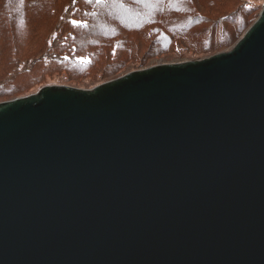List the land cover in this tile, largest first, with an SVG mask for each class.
<instances>
[{"label":"water","instance_id":"water-1","mask_svg":"<svg viewBox=\"0 0 264 264\" xmlns=\"http://www.w3.org/2000/svg\"><path fill=\"white\" fill-rule=\"evenodd\" d=\"M257 13L198 58L0 98V264H264Z\"/></svg>","mask_w":264,"mask_h":264},{"label":"trees","instance_id":"trees-1","mask_svg":"<svg viewBox=\"0 0 264 264\" xmlns=\"http://www.w3.org/2000/svg\"><path fill=\"white\" fill-rule=\"evenodd\" d=\"M152 2L0 0V96L25 95L51 75L66 76L68 85L108 78L135 62L142 46L160 45L159 52L178 43L196 52L223 47L257 9L248 0ZM237 14L241 26L233 28Z\"/></svg>","mask_w":264,"mask_h":264},{"label":"rangeland","instance_id":"rangeland-1","mask_svg":"<svg viewBox=\"0 0 264 264\" xmlns=\"http://www.w3.org/2000/svg\"><path fill=\"white\" fill-rule=\"evenodd\" d=\"M141 1L142 2L146 1L147 3H154V2H152V0H141ZM248 1L249 2L247 4V7H251L252 5H256V8H257L255 10V12H253V15L250 16V19H249V22H250L252 20V18L255 16V14L260 10L262 4L264 3V0H248ZM241 14L243 15V19H245L247 17V14H245V12L242 11ZM241 14H237L238 16L236 15L235 16L236 18L234 17L236 24L234 26V24L232 23L233 28L241 26V21H242ZM115 15H117V14H115ZM117 16H119V15H117ZM245 28H246V26H245ZM245 28H243L241 31H238L237 28H234L233 29V32H234L233 35H235V38L232 39V37H231L227 41V44L224 45L223 47L212 48V49L203 50V51H200V52H196V51L189 50V49H184L183 46H181V43L180 44L178 43L177 45L172 46L168 51H163V52H159L161 50V46L157 45V46L153 47L150 50L153 55H151L150 57H146L150 53V51H147V48L142 46V48H140L139 51L137 52L138 59L135 60V62L144 61V60H151V59L198 58V57L207 55L209 53H212V52H215V51H218L220 49H223V48H226V47H229V46L233 45V43L236 41V39L239 37V35L242 33V31ZM231 33L232 32L230 30V34ZM152 51H155L156 53H154ZM135 62H132V63H135ZM58 76H60V77H58ZM65 78H66V76H62V75H51V77L48 78L46 82L65 83L66 82ZM88 79H89V76L82 79V80L85 81L83 83L77 82L75 80H69L67 83H71V84H90L92 81L88 80ZM10 95H13V94H10ZM6 96H9V95L0 96V98L6 97Z\"/></svg>","mask_w":264,"mask_h":264},{"label":"snow or ice","instance_id":"snow-or-ice-1","mask_svg":"<svg viewBox=\"0 0 264 264\" xmlns=\"http://www.w3.org/2000/svg\"><path fill=\"white\" fill-rule=\"evenodd\" d=\"M89 2H90V0H89ZM96 2H97V3H99V2H100V0H96ZM73 23H75V22H73Z\"/></svg>","mask_w":264,"mask_h":264}]
</instances>
